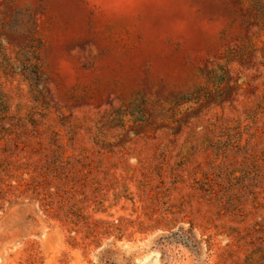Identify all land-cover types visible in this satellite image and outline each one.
Instances as JSON below:
<instances>
[{
  "label": "rangeland",
  "instance_id": "1",
  "mask_svg": "<svg viewBox=\"0 0 264 264\" xmlns=\"http://www.w3.org/2000/svg\"><path fill=\"white\" fill-rule=\"evenodd\" d=\"M0 264H264V0H0Z\"/></svg>",
  "mask_w": 264,
  "mask_h": 264
}]
</instances>
